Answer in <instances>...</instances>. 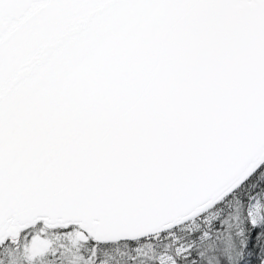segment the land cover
<instances>
[{
  "label": "snow or ice",
  "instance_id": "1",
  "mask_svg": "<svg viewBox=\"0 0 264 264\" xmlns=\"http://www.w3.org/2000/svg\"><path fill=\"white\" fill-rule=\"evenodd\" d=\"M0 264H264V0H0Z\"/></svg>",
  "mask_w": 264,
  "mask_h": 264
}]
</instances>
